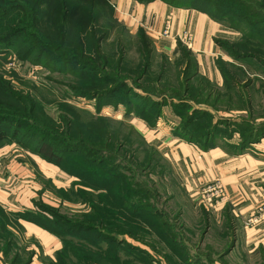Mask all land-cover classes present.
I'll return each instance as SVG.
<instances>
[{
  "label": "trees",
  "instance_id": "1",
  "mask_svg": "<svg viewBox=\"0 0 264 264\" xmlns=\"http://www.w3.org/2000/svg\"><path fill=\"white\" fill-rule=\"evenodd\" d=\"M136 1L149 3L155 0ZM163 1L179 7L195 6L215 20L239 31L241 38L236 42L219 40V44L236 60H253L264 65V0ZM21 13H24L26 23H19ZM133 37L132 32L118 21L115 7L110 0H0V44L14 39V54L18 59L31 60L36 65L67 75L77 73V77L90 78L89 85L68 86L77 96L110 98L116 92L125 90L131 97H139L158 107H162L168 100H178L170 104L191 110L181 123L182 129L186 131L188 138L192 136L190 140L198 137L199 135L192 133L195 120L202 121L211 113L192 107L193 98L201 101L200 97L205 94L206 98H215L214 102L218 103L221 95L217 87L211 85L206 78L199 77V84L203 86L195 95L194 89L197 87L191 89L189 85L190 78L198 76L195 55L179 41L176 67H185L183 74L187 82L183 83L182 78L178 79L179 89L170 91V95H159L160 91L168 88L165 81L170 63L166 56H161L158 70L151 75L156 51L153 41L143 29L138 32L137 41ZM131 50L135 51L134 57L129 56ZM217 63L226 79V87L236 92L242 108L249 110L251 114L252 99L248 98L244 91L251 82L240 81L245 73L233 64L224 60H218ZM62 64L66 67H61ZM71 66L75 70H72ZM17 82H23V79L15 73L0 70V145L5 141L15 142L77 176L82 183L78 184L87 188L86 192L81 191L80 195H83L81 198L89 206V210L82 214L85 217L80 222L69 221L59 212L45 211L50 217L44 222L35 223L59 236L65 244L71 240V232L76 235L84 231L98 233L96 242L91 243L101 252H106V257L111 263L104 259L91 258L86 264H128L132 259L143 264H155L156 258L146 247L132 245L125 236L121 237V234L141 239L152 250L155 248L152 246L154 241L150 240V243L147 236L154 237L177 255L182 264H190V260L194 259L189 255L190 245L185 243L182 237L177 238L176 232L170 227L167 214L145 200V196L149 195L156 199L157 189H153L147 181L142 183L135 175L141 167V160L138 158L141 145L145 141L142 139L135 147L131 137L123 133V127L130 126L122 123L119 127H114L116 122L102 115H90L89 120H84L82 109L65 101L61 116H47L43 107L41 108L45 105L42 101L45 93L41 87L28 84L25 89L17 85ZM182 89L184 96L191 101H185V97L180 98L178 93ZM228 98L231 101L235 99L231 92ZM119 102L115 104L118 105ZM125 103L128 106V114H136L148 120L146 111L137 114L134 111V103ZM162 110L163 107L159 109L155 119L162 115ZM221 123H212L214 128L207 131L206 137L221 136ZM254 135L264 137V130ZM244 136L242 147L255 142L252 139L254 136ZM75 152H80L84 159L73 160L70 154ZM156 153L152 150L147 159L148 164L154 161ZM68 162L74 167H68ZM98 163L106 164V174L95 171L93 167ZM109 167L131 173L126 175L118 170L108 173ZM201 213L202 221L208 224L210 213L205 207H202ZM8 216L15 217L12 219L19 222L18 214L7 212L0 204V220L8 221ZM88 216L95 225L86 227L83 224ZM157 217L161 221H157ZM225 218L226 234L231 235L236 229L235 221L233 217ZM102 228L107 230L104 234ZM99 239H104L113 247L105 248ZM64 249L65 247L57 253L56 264L67 263ZM96 254L101 255L100 252ZM167 257L172 260L171 255L168 254ZM195 258L202 259L199 256ZM31 261L32 258L19 261V264H29Z\"/></svg>",
  "mask_w": 264,
  "mask_h": 264
},
{
  "label": "rangeland",
  "instance_id": "2",
  "mask_svg": "<svg viewBox=\"0 0 264 264\" xmlns=\"http://www.w3.org/2000/svg\"><path fill=\"white\" fill-rule=\"evenodd\" d=\"M24 13L20 14L19 23L27 22L24 18ZM117 19L132 32L134 35L133 39L137 41V35L141 28L132 30L124 21L118 17ZM168 23L171 25V22ZM168 23H166L163 31L164 36L170 35L171 27L170 30L166 28ZM182 37L183 35L178 36L177 40L179 39L186 47L190 48L194 39L182 40ZM219 40H235L216 39V43L225 52V57L219 56L216 59L217 68L221 73V80H213L210 77L198 74V76L190 78L189 85L191 89L197 87L194 89V93L197 95L201 86H203V84H199L198 79L199 77H204L211 85L217 87L221 95L219 99L221 100L218 103L214 102L215 98H206L205 94L200 97L201 101L195 100V97L193 98V101L196 102L192 101V107L207 110L211 114L202 121L195 120L192 126V133L199 136L191 140L186 139L187 133L181 127V123L186 119L187 114L191 110L174 107V105L170 104L178 100H168L162 106V115L155 119L159 109L162 108L161 106H153L139 97H131L125 90L116 92L110 98L77 96L68 86L89 85L91 82L90 78L86 76L82 78L77 77V73L75 75H67L64 72L36 65L31 60L23 61L18 59L14 54V45L16 43L14 39L6 44H0V70L18 75L20 79H23V82H17L16 84L25 89H27L26 85L28 84L39 85L45 93L43 95L44 100L42 99L45 105H42L41 108L43 107V111L47 116H61L62 109L64 108L63 102L65 101L70 105L72 104L82 109L81 113L84 120H89L90 115H94V117L102 115L113 119L114 121H111L116 122L114 127H119L122 123L130 126L123 127V133L131 137L132 141L135 142V147L141 143L142 139L145 141L141 145V152L138 158L139 161H142H140L141 167L135 175L142 183L147 181L153 189H157L155 191L157 195L156 199L152 195H149L145 196V200L149 201L153 207L155 206L161 212L167 214L170 227L176 232L177 238L182 237L184 242L190 245L189 255H191L190 258H194L190 260V264H251L245 261L246 249L243 243L237 239L236 230L231 235L226 234L225 217L227 216L229 219L233 217L232 219H234L235 223L238 218H234L232 214L226 212L227 210L221 214L220 218H217L214 216L212 208H209V187L214 182L201 187L199 194L191 195L186 185L182 184L175 175V173L178 174V168H174V165H171L173 163L176 164V160L172 155L183 152L175 150L171 152L170 141L167 142V145L162 143V141H165L163 137L168 139L171 137L185 142L186 140L189 142H201L203 139H211L210 136L206 137L207 131H212L214 128L212 123H216V121L222 122V125L219 127L222 133L221 136H214L213 138L216 139L215 142L217 141L222 146L229 144L239 147L243 142L244 135H249L248 137L254 136L252 139L255 142L246 144V147L242 148L251 150V147L264 140V137L254 135L264 130V65L253 60L239 61L234 59L219 44ZM155 50L151 75L158 70L162 61L161 56H166L170 63V68L166 75L167 80L165 81L168 88L160 91L158 94L170 95L172 94L170 91L180 88L178 79L181 80L182 78L185 81L183 83L187 82L186 76L183 74L186 69L185 67L180 69L176 67L177 58L174 59L166 53L157 51L156 47ZM129 56L134 57L135 51L131 50ZM218 60H224L243 70L245 76L240 81H243V83L251 82L248 88H244L247 97L252 99L253 112L251 114L249 110L242 108L236 92L226 87V79L219 69ZM61 67L66 66L62 64ZM70 68L75 70L73 66ZM206 86L209 87L208 85ZM182 91L178 94H180L181 99H184L185 92L183 89ZM230 92L235 98L233 101L228 100ZM64 97L66 99H63ZM186 99L191 101L190 98L185 97V101ZM118 101H120V104L116 105L115 102ZM128 101L134 103V111L137 114L146 111L145 116L148 120L142 119L136 114H128V106L125 103ZM153 119L154 122H152ZM154 136H157V138L153 139ZM154 141L155 143L159 142L156 147L152 143ZM211 142L214 141L212 140ZM260 149H264V145L253 150V152L251 151V153L254 155L256 153L259 154L261 153ZM152 150L157 152L156 158L151 164H148L147 159L150 157ZM232 151L230 153L233 155H241L234 149ZM70 155L73 160L80 161L84 159L80 152L71 153ZM111 159L113 161V158ZM66 165L70 168L74 167L69 162ZM106 167V164L98 163L93 168L98 173L106 174ZM109 169L108 173H113L117 170L121 171V173H126V175L131 173L119 168L109 167ZM78 183L82 184L77 176L64 171L61 167L44 160L35 152L19 146L15 142L5 141L0 145V204L7 212H13L20 217L18 219L19 222L14 221L15 217L11 216H8V221L0 220V264H19V261L31 258L32 261L29 264H56L57 253L64 247V258L68 264H86V261H89L91 258L104 259L106 262H109L106 257L107 253L101 252L91 243V241L96 242L99 236L98 233L84 231L76 235L74 232H71L72 235L69 236L71 242L68 241L65 244L59 236L35 223V221L44 222L45 219L50 217L45 211L52 213L59 212L60 215L65 216L69 221L80 222L85 217L82 214L88 212L89 206L81 198L83 195H80V192H86L87 188L81 187ZM202 207H205L211 215L208 224L202 221ZM258 207L256 212L250 217L257 214ZM147 216L151 217L150 215ZM250 217L239 221L248 226L256 224L257 222L248 223ZM86 219L83 222L86 227L95 225L94 222L89 220L91 219L90 216L86 217ZM155 219L161 221L159 217ZM102 231L104 234L107 230L106 228H102ZM124 236L132 245L139 244L146 247L156 258L155 264H182L177 255L154 237L147 236L149 241H154L152 246L155 248L152 247L154 249L152 250L141 239L137 240L128 234H121V237ZM86 239L90 241L88 242ZM99 242L105 248L113 247L104 239H99ZM98 252L101 255H97L96 253ZM168 254L171 255L172 260L168 259ZM229 254H233L232 258H227ZM196 256L202 257V259L197 260ZM128 264L143 263L139 261L135 262L132 259Z\"/></svg>",
  "mask_w": 264,
  "mask_h": 264
},
{
  "label": "crops",
  "instance_id": "3",
  "mask_svg": "<svg viewBox=\"0 0 264 264\" xmlns=\"http://www.w3.org/2000/svg\"><path fill=\"white\" fill-rule=\"evenodd\" d=\"M110 2L120 20L132 30L139 28L145 30L157 51L166 53L174 59L179 54L178 36L184 31L191 32L194 41L189 49L197 59L198 74L213 80H221L216 59L219 56L225 57V52L216 43V39L236 41L241 38L238 31L227 27L195 6H173L163 0L149 3L136 0ZM168 22H171L170 35L164 36L163 31ZM155 138L157 136L153 137ZM163 138L165 141L162 143L165 145L170 141L171 152L172 150L183 152L176 153L177 156L172 155L176 164L171 165L178 168V174L175 175L186 185L191 195L199 194L201 187L218 180L223 184L225 197L213 198L209 202V208H212L217 218H220L225 210L234 218H238L235 223V234L245 246V261L251 264H264V219L249 226L240 222L254 214L260 204H264V149H260L261 153L256 155L251 153L264 145V140L249 150L242 148L241 145L222 146L215 142L216 139L213 137L203 139L201 142L187 141L192 136L187 137L186 142L171 137ZM212 140L215 143L211 142ZM152 143L155 147L159 144L155 141ZM233 149L241 155L231 154L230 151L233 152ZM231 256L233 254H229L227 258H232Z\"/></svg>",
  "mask_w": 264,
  "mask_h": 264
},
{
  "label": "built area",
  "instance_id": "4",
  "mask_svg": "<svg viewBox=\"0 0 264 264\" xmlns=\"http://www.w3.org/2000/svg\"><path fill=\"white\" fill-rule=\"evenodd\" d=\"M170 23L167 24L166 28L170 30ZM167 30V32H168ZM182 40H191L193 38L192 34L189 31H185L183 34ZM181 35V36H182ZM209 200L212 201L213 198H224L225 197V189L223 184L220 181H216L212 186L209 187ZM257 214L253 215L248 219V223L252 224L258 222L260 219L264 218V206H259L257 210Z\"/></svg>",
  "mask_w": 264,
  "mask_h": 264
}]
</instances>
